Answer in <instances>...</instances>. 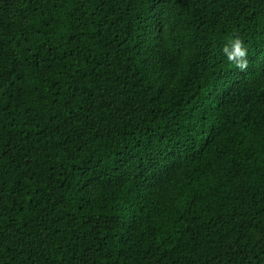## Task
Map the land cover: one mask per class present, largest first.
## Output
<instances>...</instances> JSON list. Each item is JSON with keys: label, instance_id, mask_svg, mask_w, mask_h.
<instances>
[{"label": "trees", "instance_id": "16d2710c", "mask_svg": "<svg viewBox=\"0 0 264 264\" xmlns=\"http://www.w3.org/2000/svg\"><path fill=\"white\" fill-rule=\"evenodd\" d=\"M0 264H264V0H0Z\"/></svg>", "mask_w": 264, "mask_h": 264}, {"label": "clouds", "instance_id": "9594fccd", "mask_svg": "<svg viewBox=\"0 0 264 264\" xmlns=\"http://www.w3.org/2000/svg\"><path fill=\"white\" fill-rule=\"evenodd\" d=\"M229 63L233 64L242 72H246L249 67L248 51L244 42L239 37H234L228 44L223 47Z\"/></svg>", "mask_w": 264, "mask_h": 264}]
</instances>
